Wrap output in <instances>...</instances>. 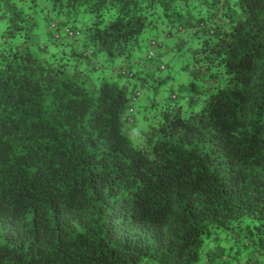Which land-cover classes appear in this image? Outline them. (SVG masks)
<instances>
[{
    "label": "trees",
    "instance_id": "obj_1",
    "mask_svg": "<svg viewBox=\"0 0 264 264\" xmlns=\"http://www.w3.org/2000/svg\"><path fill=\"white\" fill-rule=\"evenodd\" d=\"M0 264H264V0H0Z\"/></svg>",
    "mask_w": 264,
    "mask_h": 264
},
{
    "label": "clouds",
    "instance_id": "obj_2",
    "mask_svg": "<svg viewBox=\"0 0 264 264\" xmlns=\"http://www.w3.org/2000/svg\"><path fill=\"white\" fill-rule=\"evenodd\" d=\"M153 45H156L155 44V41L152 42ZM151 52H153V50H149L148 54L146 53L145 55L148 57V59L151 57ZM89 55H93L94 54V50L91 49L88 53ZM153 56V54H152ZM89 63L91 64L92 67H94L92 69V72H96V70H98L97 68L100 66L99 62L96 60V58H91ZM83 67V66H82ZM122 73L125 74V75H129V76H133V72L129 69V65L127 63H124L122 66ZM81 70V69H79ZM117 71L115 70V73H113L112 75H116ZM82 74V73H81ZM82 77H85V73L80 75ZM94 79V78H93ZM134 97H136V99H134ZM141 97V91L140 90H136L132 95H131V99L132 102L129 107H128V110H127V118L129 119V121L133 122V114L134 112L136 111V108H137V103H138V100L139 98ZM136 102V104H135ZM130 108H133L134 110L133 111H130Z\"/></svg>",
    "mask_w": 264,
    "mask_h": 264
},
{
    "label": "rangeland",
    "instance_id": "obj_3",
    "mask_svg": "<svg viewBox=\"0 0 264 264\" xmlns=\"http://www.w3.org/2000/svg\"><path fill=\"white\" fill-rule=\"evenodd\" d=\"M43 39L45 40L46 38L43 37ZM140 111H139V114H138V121H137V123L142 126V124H143V118H142V113Z\"/></svg>",
    "mask_w": 264,
    "mask_h": 264
},
{
    "label": "built area",
    "instance_id": "obj_4",
    "mask_svg": "<svg viewBox=\"0 0 264 264\" xmlns=\"http://www.w3.org/2000/svg\"><path fill=\"white\" fill-rule=\"evenodd\" d=\"M153 54V52H151V55ZM134 99H136V97H134ZM134 109L133 108H130V111H133Z\"/></svg>",
    "mask_w": 264,
    "mask_h": 264
}]
</instances>
